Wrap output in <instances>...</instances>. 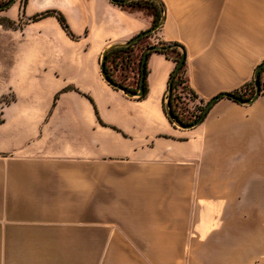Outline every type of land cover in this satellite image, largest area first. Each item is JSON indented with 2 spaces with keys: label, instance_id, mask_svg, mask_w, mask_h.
Listing matches in <instances>:
<instances>
[{
  "label": "crops",
  "instance_id": "crops-1",
  "mask_svg": "<svg viewBox=\"0 0 264 264\" xmlns=\"http://www.w3.org/2000/svg\"><path fill=\"white\" fill-rule=\"evenodd\" d=\"M162 1L153 40L184 45L200 97L252 78L264 0ZM49 9L80 38L30 20ZM2 16L22 26L0 24V99L15 96L0 102V264H264V94L181 128L163 108L172 59L152 53L141 100L101 72L149 17L110 0H28L25 14L16 0ZM69 85L81 92L54 105Z\"/></svg>",
  "mask_w": 264,
  "mask_h": 264
},
{
  "label": "trees",
  "instance_id": "trees-1",
  "mask_svg": "<svg viewBox=\"0 0 264 264\" xmlns=\"http://www.w3.org/2000/svg\"><path fill=\"white\" fill-rule=\"evenodd\" d=\"M27 1L28 0H21L22 14H25V5ZM110 1L118 5L122 10L132 13L139 12L145 17H149L151 19V25L148 29L140 31L138 34H136L126 42L112 44L103 52L100 61L102 62V58H104V70L107 73L108 77L115 84L121 87V89L125 93L134 95L139 100L144 99L149 92L148 62L150 56L153 52L162 53L167 58L172 59L175 63L174 69L170 73L167 91L163 97V108L167 118L175 126L183 125L185 127L191 126L201 117H204V121L210 111L209 110L206 112V105L208 101L200 97V95L192 88L190 84L187 69L186 49L184 45L180 42H167L161 39L153 40L157 32L162 28L163 24H161L160 26L159 24L162 20L165 21V3L162 0H129L127 2L113 0ZM10 2L11 0H0V10H7L10 6H6ZM46 16H55L70 38H80V36L76 35L72 31L66 16L59 10L49 9L43 11L32 16L30 20L37 21ZM0 24L5 28H19L22 26V21H15L9 17L2 16L0 17ZM153 28H156V30L149 34L143 35L137 41H133V39L137 36L144 34L148 30H151ZM153 46H158L159 48L157 50L148 52L146 65L144 68H142L144 53L147 49ZM183 56L184 60L178 67ZM263 63L264 60L256 67V69ZM255 82L256 78L254 73L252 78L241 87L230 92L219 93L218 95H216V97L220 96L223 93H228L230 96H223L220 99L228 98L237 103L245 104L244 101L251 99L256 93ZM258 82L260 84L261 94H264V67L259 73ZM141 84L143 86V91L140 95H136L140 90ZM68 90H76L78 92H81V90L76 86H66L55 94L54 105L60 94ZM7 96L8 95L2 97L0 99V102L9 103L15 99L14 95L9 98ZM99 120L102 124L108 125L100 117ZM3 122L4 118L0 114V124H2ZM111 126L113 128H116L113 125Z\"/></svg>",
  "mask_w": 264,
  "mask_h": 264
},
{
  "label": "water",
  "instance_id": "water-1",
  "mask_svg": "<svg viewBox=\"0 0 264 264\" xmlns=\"http://www.w3.org/2000/svg\"><path fill=\"white\" fill-rule=\"evenodd\" d=\"M15 1H16V0H11V2H10L6 7L11 6ZM113 1H124V2H127V1H129V0H113ZM163 22H164V20L161 21V23L159 24V26H160L161 24H163ZM159 26H157V27H159ZM157 27H156V28H157ZM156 28H153V29H151V30H148V31L145 32L144 34H141V35L137 36L136 38L133 39V41H137V40H138L140 37H142L143 35H145V34H149V33L153 32V31H155ZM158 48H159L158 46H153V47H151V48H149V49H147V50L145 51V53H144V58H143L142 68H144L145 65H146V60H147V58H148V52H149V51L157 50ZM183 60H184V56L182 57V59H181L179 65H178V67L182 64ZM263 67H264V63L261 64V65L256 69V71H255V78H256V82H255V84H256V93L254 94V96H253L251 99L244 101L245 104H251V103H253L254 101H256V99H257V98L260 96V94H261L260 84H259V82H258V77H259V73H260V71H261V69H262ZM101 72H102L103 77L105 78V80H106L109 84H111V85H113V86H116L117 88L121 89V87H119L117 84H115V83H114V82L108 77L107 73L105 72V70H104V58H102V62H101ZM142 82H143V78H142ZM142 91H143V86H142V84H141L140 90H139V92H138L136 95H140V94L142 93ZM132 96H134V95H132ZM223 96H230V95H229L228 93H223V94H221L220 96H217V97L214 96L213 98H211L210 100H208L207 105H206V112L209 111V110L212 108V106L217 102V100H219V99H220L221 97H223ZM203 119H204V117H201L197 122H195L194 124H192L191 126H188V127H185V126H183V125H179V126H180L181 128H192V127H195V126L201 124V122L203 121Z\"/></svg>",
  "mask_w": 264,
  "mask_h": 264
},
{
  "label": "rangeland",
  "instance_id": "rangeland-1",
  "mask_svg": "<svg viewBox=\"0 0 264 264\" xmlns=\"http://www.w3.org/2000/svg\"><path fill=\"white\" fill-rule=\"evenodd\" d=\"M130 80H131V79H130ZM11 96H13L12 93H10V95H8L7 97L9 98V97H11Z\"/></svg>",
  "mask_w": 264,
  "mask_h": 264
},
{
  "label": "built area",
  "instance_id": "built-area-1",
  "mask_svg": "<svg viewBox=\"0 0 264 264\" xmlns=\"http://www.w3.org/2000/svg\"><path fill=\"white\" fill-rule=\"evenodd\" d=\"M193 104V103H192Z\"/></svg>",
  "mask_w": 264,
  "mask_h": 264
}]
</instances>
